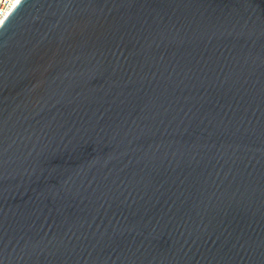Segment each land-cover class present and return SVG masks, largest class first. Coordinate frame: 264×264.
<instances>
[{"label":"water","instance_id":"95a60500","mask_svg":"<svg viewBox=\"0 0 264 264\" xmlns=\"http://www.w3.org/2000/svg\"><path fill=\"white\" fill-rule=\"evenodd\" d=\"M0 264H264V0H18Z\"/></svg>","mask_w":264,"mask_h":264},{"label":"built area","instance_id":"2783aa9c","mask_svg":"<svg viewBox=\"0 0 264 264\" xmlns=\"http://www.w3.org/2000/svg\"><path fill=\"white\" fill-rule=\"evenodd\" d=\"M17 0H0V23L12 9Z\"/></svg>","mask_w":264,"mask_h":264},{"label":"snow or ice","instance_id":"6c2138e0","mask_svg":"<svg viewBox=\"0 0 264 264\" xmlns=\"http://www.w3.org/2000/svg\"><path fill=\"white\" fill-rule=\"evenodd\" d=\"M17 2H18V0H17Z\"/></svg>","mask_w":264,"mask_h":264}]
</instances>
